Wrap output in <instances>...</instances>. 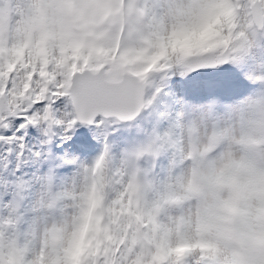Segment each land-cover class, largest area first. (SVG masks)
Instances as JSON below:
<instances>
[{"label": "snow or ice", "instance_id": "snow-or-ice-1", "mask_svg": "<svg viewBox=\"0 0 264 264\" xmlns=\"http://www.w3.org/2000/svg\"><path fill=\"white\" fill-rule=\"evenodd\" d=\"M262 87L264 0H0V258L208 264L178 133L195 160Z\"/></svg>", "mask_w": 264, "mask_h": 264}, {"label": "clouds", "instance_id": "clouds-1", "mask_svg": "<svg viewBox=\"0 0 264 264\" xmlns=\"http://www.w3.org/2000/svg\"><path fill=\"white\" fill-rule=\"evenodd\" d=\"M166 12V9H165ZM196 33L176 31L171 43L183 45L199 38V31L217 26L214 17L201 21L195 13ZM226 134L211 145L204 141L194 160L183 140V156L172 173L184 187L182 209L189 231L199 223L200 238L210 247L197 250L208 264H264V87L254 90L227 118ZM203 136V132H201ZM191 185V188H187ZM41 236L30 238L26 264L38 254ZM0 264L5 260L0 258Z\"/></svg>", "mask_w": 264, "mask_h": 264}]
</instances>
